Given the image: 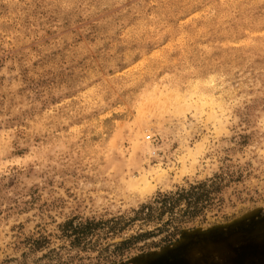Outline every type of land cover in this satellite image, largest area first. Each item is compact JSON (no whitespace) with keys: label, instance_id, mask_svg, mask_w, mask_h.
Returning a JSON list of instances; mask_svg holds the SVG:
<instances>
[{"label":"rangeland","instance_id":"1","mask_svg":"<svg viewBox=\"0 0 264 264\" xmlns=\"http://www.w3.org/2000/svg\"><path fill=\"white\" fill-rule=\"evenodd\" d=\"M0 264H264V0H0Z\"/></svg>","mask_w":264,"mask_h":264},{"label":"trees","instance_id":"2","mask_svg":"<svg viewBox=\"0 0 264 264\" xmlns=\"http://www.w3.org/2000/svg\"><path fill=\"white\" fill-rule=\"evenodd\" d=\"M198 187H190L188 190H179V192H176L174 194L165 195L162 196L160 199L156 201V203L159 205L158 208H154L153 206H142L140 208V212L144 213V211L147 212L148 215L153 212V210L157 209L159 213L167 212L168 210H172V208L175 207V205L180 201L183 200L186 204V209L183 214H192L197 209L198 203L202 200V197L205 195H200L196 190L200 187H205V184H199ZM193 209V211L191 210ZM192 211V212H191ZM89 223H86L85 225H79L77 228H72L71 233L72 235H77L80 237H84L86 235V227ZM88 228V227H87Z\"/></svg>","mask_w":264,"mask_h":264},{"label":"snow or ice","instance_id":"3","mask_svg":"<svg viewBox=\"0 0 264 264\" xmlns=\"http://www.w3.org/2000/svg\"><path fill=\"white\" fill-rule=\"evenodd\" d=\"M244 211H245V209H239L238 210V214L239 215H243ZM238 223H243V221L242 220L241 221H238Z\"/></svg>","mask_w":264,"mask_h":264},{"label":"built area","instance_id":"4","mask_svg":"<svg viewBox=\"0 0 264 264\" xmlns=\"http://www.w3.org/2000/svg\"><path fill=\"white\" fill-rule=\"evenodd\" d=\"M147 139H149V137H147Z\"/></svg>","mask_w":264,"mask_h":264},{"label":"bare ground","instance_id":"5","mask_svg":"<svg viewBox=\"0 0 264 264\" xmlns=\"http://www.w3.org/2000/svg\"><path fill=\"white\" fill-rule=\"evenodd\" d=\"M241 28V27H240ZM186 34V33H185ZM249 35V34H248Z\"/></svg>","mask_w":264,"mask_h":264}]
</instances>
